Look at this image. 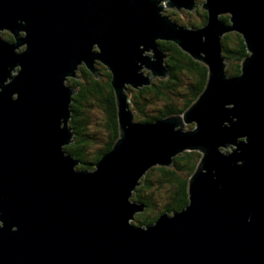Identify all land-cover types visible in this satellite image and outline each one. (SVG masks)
<instances>
[{
	"label": "water",
	"instance_id": "water-1",
	"mask_svg": "<svg viewBox=\"0 0 264 264\" xmlns=\"http://www.w3.org/2000/svg\"><path fill=\"white\" fill-rule=\"evenodd\" d=\"M164 7L199 8L205 23L179 25ZM228 33L247 51L237 76ZM161 42L202 64L206 83L183 113L135 122L129 90L170 73ZM97 63L118 138L78 170L64 151L69 81L83 66L101 78ZM184 152L200 154L187 206L135 226L139 181ZM0 264H264V0H0Z\"/></svg>",
	"mask_w": 264,
	"mask_h": 264
},
{
	"label": "trees",
	"instance_id": "trees-1",
	"mask_svg": "<svg viewBox=\"0 0 264 264\" xmlns=\"http://www.w3.org/2000/svg\"><path fill=\"white\" fill-rule=\"evenodd\" d=\"M195 11L199 20L204 24L206 13L199 8ZM167 14L174 22L183 25L178 19L179 13L171 11ZM189 19L185 22L186 24L196 28L201 27L202 24L195 15ZM224 19L226 20L227 17ZM3 38L9 41L5 34H3ZM221 42L223 55L227 57L229 63L226 69L227 74L237 76L240 73L242 59L247 56L244 42L237 33L225 34ZM160 46L168 54L165 63L170 73L166 79L154 80L149 87H143L136 91L129 90L136 122H152L183 113L197 99L206 83L207 70L202 64L192 60L170 42H162ZM97 67L103 75L102 78L95 79L83 66L78 72L79 79L69 81L76 88L69 122L75 137L73 143L66 146L64 151L80 163L78 170L92 171L93 166L105 153L111 150L118 138L114 96L108 83L110 76L101 64L97 63ZM157 105L161 106V109L156 110ZM93 108L99 109L106 117L104 143L100 142L101 137L96 135V132H92V134L88 132V121L91 118L88 109ZM199 159L200 154L197 152H184L173 159L172 168L154 167L146 173L140 180L141 185L136 188L131 198L132 201L143 206V211L134 217V225H152L163 212H178L187 206V182ZM162 190H168L164 199L158 195Z\"/></svg>",
	"mask_w": 264,
	"mask_h": 264
},
{
	"label": "rangeland",
	"instance_id": "rangeland-1",
	"mask_svg": "<svg viewBox=\"0 0 264 264\" xmlns=\"http://www.w3.org/2000/svg\"><path fill=\"white\" fill-rule=\"evenodd\" d=\"M161 14L170 18V16L167 15L165 7H164L163 11L161 12ZM191 15H192V17L194 16L193 13H191ZM178 19L180 20V23L183 24L182 26H186L187 24L185 22H187V20H190L189 18H185V17H181V16ZM5 35H7V34H5ZM145 54L148 55V53H145ZM143 72H145V74H149L146 70H143ZM102 77H103V75H101V78ZM129 99H130V96H129ZM150 109H151V107H150ZM155 109L159 110V109H161V106L157 105L155 107ZM89 110L90 109H88V114H90L91 118L90 119L88 118L89 119V121H88V123H89L88 132L90 134H92V132H96V135H99L101 137L100 138V142L104 143L105 142L104 140H105V137H106V125H105L106 117H105V114L103 112H101L99 109H96V108H93L90 111ZM131 110H133V109L131 108ZM146 112L149 114V111L147 109H146ZM93 124H96V125H93ZM102 139H103V141H102ZM78 167L79 166H77V168ZM140 185H141V182L139 181V185L137 187H139ZM165 190L160 191V193L158 194V195H161V197L163 199L165 198L164 196L165 195L167 196V194H168V192H167L168 190L167 191H165Z\"/></svg>",
	"mask_w": 264,
	"mask_h": 264
},
{
	"label": "flooded vegetation",
	"instance_id": "flooded-vegetation-1",
	"mask_svg": "<svg viewBox=\"0 0 264 264\" xmlns=\"http://www.w3.org/2000/svg\"><path fill=\"white\" fill-rule=\"evenodd\" d=\"M195 1H196L197 4H200V3L202 2V0H195ZM193 14L196 16L197 19H199V17L196 15V11H194ZM187 17H188V18H191L192 15L187 14ZM193 17H194V16H193ZM198 21H199V20H198ZM3 34H4V33H3ZM6 36L8 37V39H9L10 42H13L14 39H13V37H12L10 34H8V35H6ZM23 48H24V47H23ZM23 48H21L20 50H22ZM77 75L79 76V73H77Z\"/></svg>",
	"mask_w": 264,
	"mask_h": 264
},
{
	"label": "clouds",
	"instance_id": "clouds-1",
	"mask_svg": "<svg viewBox=\"0 0 264 264\" xmlns=\"http://www.w3.org/2000/svg\"><path fill=\"white\" fill-rule=\"evenodd\" d=\"M199 22H201V20H199ZM179 25H180V24H179ZM187 26H190V24H189V25L187 24ZM161 43H162V42H161ZM225 58H227V57H225ZM227 60H228V59H227ZM228 64H229V63H228ZM74 88H75V87H74ZM131 108H132V107H131ZM133 111H134V110H133ZM134 112H135V111H134ZM135 117H136V114H135ZM163 118H164V117H163ZM160 119H161V118H160ZM157 120H159V119H157ZM135 122H136V121H135ZM141 123H145V122H141ZM146 123H148V122H146ZM172 167H173V165H172ZM172 167H171V168H172ZM145 175H146V174H145ZM145 175H144V176H145ZM163 213H165V212H163ZM163 213H162V214H163ZM170 213H171V212H170ZM160 215H161V214H160ZM160 215H159V216H160ZM159 216H158V217H159ZM157 219H158V218H157ZM133 224H134V221H133ZM135 226H136V225H135Z\"/></svg>",
	"mask_w": 264,
	"mask_h": 264
},
{
	"label": "bare ground",
	"instance_id": "bare-ground-1",
	"mask_svg": "<svg viewBox=\"0 0 264 264\" xmlns=\"http://www.w3.org/2000/svg\"><path fill=\"white\" fill-rule=\"evenodd\" d=\"M117 138V137H116ZM228 148L232 149L233 147L232 146H229Z\"/></svg>",
	"mask_w": 264,
	"mask_h": 264
}]
</instances>
